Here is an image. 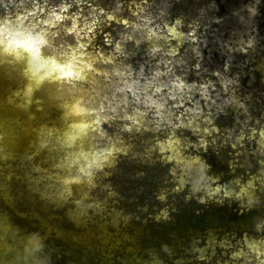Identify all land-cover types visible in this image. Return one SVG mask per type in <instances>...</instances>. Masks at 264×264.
Instances as JSON below:
<instances>
[{"label": "rangeland", "instance_id": "obj_1", "mask_svg": "<svg viewBox=\"0 0 264 264\" xmlns=\"http://www.w3.org/2000/svg\"><path fill=\"white\" fill-rule=\"evenodd\" d=\"M0 22L90 65L68 84L104 148L11 162L33 264H264V0H0Z\"/></svg>", "mask_w": 264, "mask_h": 264}, {"label": "bare ground", "instance_id": "obj_2", "mask_svg": "<svg viewBox=\"0 0 264 264\" xmlns=\"http://www.w3.org/2000/svg\"><path fill=\"white\" fill-rule=\"evenodd\" d=\"M168 30L172 40L181 41ZM46 42L39 33L34 37L29 30L12 31L0 22V264H33L31 249L36 245L33 235H24L22 246L10 236L13 223L3 206L12 205L15 193L11 162L34 154L37 163L49 150L60 152L56 162L65 153L67 164L76 163L79 172L90 162L97 164L95 153L104 149L94 136L98 119L93 108L68 84L73 78L86 79L90 65L82 57L77 63L50 49ZM45 138L52 140L50 149L42 145ZM81 187L78 177L69 181L71 193ZM77 217L72 213L71 218Z\"/></svg>", "mask_w": 264, "mask_h": 264}]
</instances>
